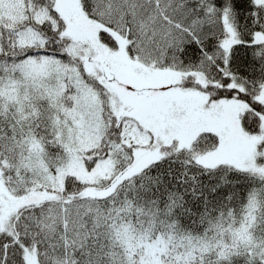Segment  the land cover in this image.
I'll return each instance as SVG.
<instances>
[{"label": "snow or ice", "instance_id": "6c2138e0", "mask_svg": "<svg viewBox=\"0 0 264 264\" xmlns=\"http://www.w3.org/2000/svg\"><path fill=\"white\" fill-rule=\"evenodd\" d=\"M0 264H264V0H0Z\"/></svg>", "mask_w": 264, "mask_h": 264}]
</instances>
